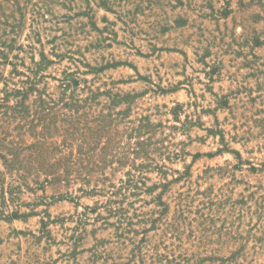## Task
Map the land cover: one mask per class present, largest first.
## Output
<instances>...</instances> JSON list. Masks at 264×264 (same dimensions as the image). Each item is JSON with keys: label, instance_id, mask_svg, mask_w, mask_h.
<instances>
[{"label": "rangeland", "instance_id": "obj_1", "mask_svg": "<svg viewBox=\"0 0 264 264\" xmlns=\"http://www.w3.org/2000/svg\"><path fill=\"white\" fill-rule=\"evenodd\" d=\"M0 51L83 166L0 159V264H264V0H0Z\"/></svg>", "mask_w": 264, "mask_h": 264}, {"label": "trees", "instance_id": "obj_2", "mask_svg": "<svg viewBox=\"0 0 264 264\" xmlns=\"http://www.w3.org/2000/svg\"><path fill=\"white\" fill-rule=\"evenodd\" d=\"M0 54L3 55V52L0 51ZM35 64L38 67L41 62H35ZM16 71L15 69L14 72L16 73ZM1 79L2 76L0 75ZM78 82L79 80L75 77V72H66L60 80V87L63 90L74 88V86L78 85ZM23 83H29V86L27 88H9L7 83L4 84L3 95L0 96V159L4 168L8 172L22 171L23 173L20 174L22 176L31 171L36 174L42 173L45 175V180L50 182L60 180L68 182L73 171H75V176H82L81 168L83 166L82 163L78 164L79 156L75 160L74 157L71 158L66 153H62L64 148L69 147L71 142L66 138H63L59 142L46 139L50 136V133L61 127L47 120L40 124V130L36 129L37 123L41 121V111L50 110L57 103L52 100H46L42 96H37L31 103H28V95L38 90L35 88V83L32 80L27 79ZM85 102L84 99L77 100L73 96H67L65 100H61V106L77 109L86 106V104H82ZM148 125H150L149 122H142L134 130L137 134L136 136L139 137L143 128ZM69 129L75 128L74 126L62 128L65 132L69 131ZM80 129L83 128L80 126ZM10 130H22L23 132H20L15 136L16 138H13L11 137ZM96 131L98 130L95 129ZM26 133L32 137V140H25L22 137ZM143 144L144 141L138 139L136 141V151ZM76 145L79 149L82 146L80 142ZM57 153L60 155L51 157V155ZM76 163L78 164V168L75 167ZM135 185L137 186V184ZM10 215L16 216L18 214L14 212Z\"/></svg>", "mask_w": 264, "mask_h": 264}]
</instances>
